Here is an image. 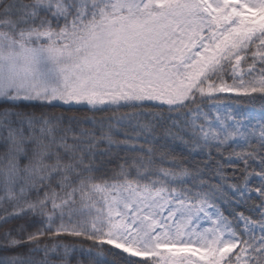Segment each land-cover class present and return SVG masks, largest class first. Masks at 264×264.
Returning <instances> with one entry per match:
<instances>
[{"label": "snow or ice", "instance_id": "1", "mask_svg": "<svg viewBox=\"0 0 264 264\" xmlns=\"http://www.w3.org/2000/svg\"><path fill=\"white\" fill-rule=\"evenodd\" d=\"M226 93L264 105V0H0V264H264Z\"/></svg>", "mask_w": 264, "mask_h": 264}, {"label": "trees", "instance_id": "2", "mask_svg": "<svg viewBox=\"0 0 264 264\" xmlns=\"http://www.w3.org/2000/svg\"><path fill=\"white\" fill-rule=\"evenodd\" d=\"M224 97H229L233 100V102H239L240 104L244 105L246 108H257L260 110H264V105H262L261 101L257 99L255 103H250L247 99L242 98L241 96H238L237 94H222ZM55 111H61L63 109H54ZM73 111H77L76 109H73ZM78 114H89L86 108H79ZM101 115L100 113H97V116ZM75 242V241H72ZM87 247V245H85ZM0 255H3V253H0Z\"/></svg>", "mask_w": 264, "mask_h": 264}, {"label": "rangeland", "instance_id": "3", "mask_svg": "<svg viewBox=\"0 0 264 264\" xmlns=\"http://www.w3.org/2000/svg\"><path fill=\"white\" fill-rule=\"evenodd\" d=\"M229 83H231V81H229ZM249 110L253 113V115L257 116L258 118L264 116V113L261 111L254 110V109H249Z\"/></svg>", "mask_w": 264, "mask_h": 264}]
</instances>
